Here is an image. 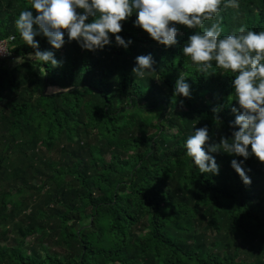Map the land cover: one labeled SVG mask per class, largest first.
Returning a JSON list of instances; mask_svg holds the SVG:
<instances>
[{
    "label": "trees",
    "instance_id": "obj_1",
    "mask_svg": "<svg viewBox=\"0 0 264 264\" xmlns=\"http://www.w3.org/2000/svg\"><path fill=\"white\" fill-rule=\"evenodd\" d=\"M30 6L0 0V40L13 38L0 59V264H264V162L249 156L244 184L231 167L243 157L213 152V175L186 155L192 129L208 127L205 148L231 136L237 103L232 73L214 64L204 75L183 54L195 29L170 22L177 44L165 47L133 13L118 33L129 47L110 34L95 51L67 34L53 49L41 34L39 50L61 64L39 71L15 26ZM219 15L222 36L264 30V0ZM148 53L156 72L136 78L135 57ZM180 75L190 97L174 95Z\"/></svg>",
    "mask_w": 264,
    "mask_h": 264
},
{
    "label": "clouds",
    "instance_id": "obj_2",
    "mask_svg": "<svg viewBox=\"0 0 264 264\" xmlns=\"http://www.w3.org/2000/svg\"><path fill=\"white\" fill-rule=\"evenodd\" d=\"M222 4L238 8L239 0H31V6L20 11L15 26L23 41L36 49L34 56L41 61L37 65L39 71L44 64H61L52 50H39V41L34 38L41 34L53 49H60L65 44L67 34L69 40H76L82 49L95 51L112 42L110 34H114L118 46L127 49L131 39L125 40L118 33L122 30V22L133 13L136 14L134 26L165 47L177 44L178 28L170 22L195 29L183 45V54L204 75L214 73L210 71L214 64L224 73H232L237 103L231 108L235 114V119L230 122L231 136H222L219 143L205 148L203 146L210 140L208 127L192 129L184 142L186 155L199 172L213 175H218L220 170L213 152L243 157L239 161L232 159L231 167L244 184H250L251 178L243 167L245 161L254 155L264 162V30L257 32L240 26L222 36L224 29L219 15ZM30 9L37 14L34 16ZM89 17L92 18L90 21ZM213 17L216 22L205 27V21ZM201 28L203 31H196ZM16 59L22 62L24 58ZM154 64L151 53L138 55L132 72L136 78L144 79L146 74L156 72ZM190 88L185 77L180 75L174 85V95L190 97ZM212 111L218 113L220 106Z\"/></svg>",
    "mask_w": 264,
    "mask_h": 264
},
{
    "label": "built area",
    "instance_id": "obj_3",
    "mask_svg": "<svg viewBox=\"0 0 264 264\" xmlns=\"http://www.w3.org/2000/svg\"><path fill=\"white\" fill-rule=\"evenodd\" d=\"M12 37L7 39L0 40V59L7 58L10 54V42L12 41Z\"/></svg>",
    "mask_w": 264,
    "mask_h": 264
}]
</instances>
